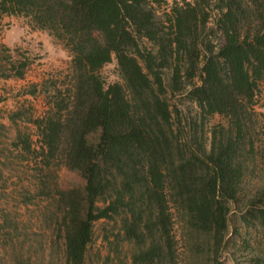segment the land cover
I'll return each mask as SVG.
<instances>
[{
	"label": "trees",
	"instance_id": "trees-1",
	"mask_svg": "<svg viewBox=\"0 0 264 264\" xmlns=\"http://www.w3.org/2000/svg\"><path fill=\"white\" fill-rule=\"evenodd\" d=\"M161 4L0 0V16L25 19L70 57L65 81L50 77L23 92L40 95L41 116H6L35 130L34 146L16 128L13 147L39 175L37 196L60 165L82 180L79 189L55 186L48 212L63 264H87L97 223L103 264H180L179 241L191 259L205 251L221 264L233 209L264 239V177L242 194L254 156L264 160V115L252 117L264 83V0H181L158 12ZM112 58L120 82L105 83L99 71ZM3 61L4 77L22 79L26 63L8 54ZM183 94L195 115L182 120L170 101ZM213 116L222 122L204 130ZM28 195L20 196L22 206ZM12 259L31 264L26 251H13Z\"/></svg>",
	"mask_w": 264,
	"mask_h": 264
},
{
	"label": "rangeland",
	"instance_id": "rangeland-1",
	"mask_svg": "<svg viewBox=\"0 0 264 264\" xmlns=\"http://www.w3.org/2000/svg\"><path fill=\"white\" fill-rule=\"evenodd\" d=\"M162 1L164 5L156 6L158 12L167 9L172 2L180 3L181 0ZM207 26L213 28L212 14ZM212 40L215 43L216 36ZM7 54L12 61L26 63L22 79L4 77L7 71L3 68V57ZM69 62L67 52L45 32L29 29L23 18L0 16V264H17L12 259V252L17 250L26 251L30 255L31 264H63L59 233L55 230L54 218L48 219V212L54 211L52 197L55 186L60 191L79 189L82 180L77 172L60 165L56 168L55 176L42 177L45 189L42 195L37 196L35 190L39 175L34 165L19 157L13 147L16 128L28 133L34 146L37 144L35 130L21 121H17L16 126L11 125L6 116L16 110H23L32 117L41 116L45 105L40 95L31 97L23 95V92L30 85L39 84L50 77L56 79L57 83L65 81L63 76L68 74ZM99 74L105 83L120 82L113 58L101 68ZM170 102L176 106L182 120L188 113L195 115V108L184 98V94L175 95ZM252 111L253 120L258 119L259 114L264 115V83L256 87ZM221 122L218 116L205 118L204 130ZM258 139L254 137L255 144H258ZM250 170L243 181V195L258 186L264 177V160L259 155L254 156ZM27 194L28 202L22 206L20 196ZM231 213L226 236L228 241L219 252L217 260L221 264H250V259L256 256L264 258V239L259 229L242 224L237 209ZM101 228L99 223L93 228L92 243L86 256L87 264H103L102 257L107 254L106 246L101 241ZM173 231L178 237L180 230L177 225L173 226ZM177 247L180 264H212L211 253L206 255L205 251H201L191 259L181 241Z\"/></svg>",
	"mask_w": 264,
	"mask_h": 264
}]
</instances>
